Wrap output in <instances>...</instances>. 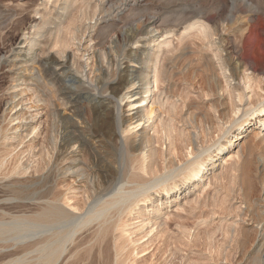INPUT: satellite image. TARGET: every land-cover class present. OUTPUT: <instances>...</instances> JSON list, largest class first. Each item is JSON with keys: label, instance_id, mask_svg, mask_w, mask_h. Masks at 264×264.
Segmentation results:
<instances>
[{"label": "bare ground", "instance_id": "6f19581e", "mask_svg": "<svg viewBox=\"0 0 264 264\" xmlns=\"http://www.w3.org/2000/svg\"><path fill=\"white\" fill-rule=\"evenodd\" d=\"M107 3L101 0L100 5L103 8ZM50 4L55 6L51 10ZM40 5L15 49L0 57V78L10 79L0 97V141L10 148H19L27 141L31 146L29 159L43 158V175L52 176L55 186L61 188L48 211V231L40 236L47 238L43 247L46 264H127L126 256L132 254L128 221L140 210V202L158 200L148 193V186L140 187L138 182H133L135 189L131 191H126V178L116 180L115 184L112 181L115 163L108 154L114 146H120L136 177L147 176L156 164L150 159L155 154L152 145L159 129L155 120L161 116L165 102L162 89L165 69L158 63L162 51L155 49L147 58L144 55H150L146 48L156 41L155 36H150L155 20L140 21L135 33L123 38L125 53L117 55L110 50L100 54L86 45L85 38L71 43V39L63 36L62 23L75 3L70 9L61 5L60 0H43ZM253 25L259 30L264 27V20L257 19ZM202 27L201 22L194 23L187 32L203 31ZM157 48L161 49L162 45ZM244 52L241 50V54ZM205 65L206 77L199 84L193 82L192 87L201 89L203 94L205 90L207 96L218 100L224 108L230 106L224 102L227 95L233 98L234 105L229 109L232 115L227 112L225 118H234L228 120L230 127H220L219 133L230 135L236 128L238 135L234 142L229 140V145H220L217 158L209 154L207 158L187 160V166L171 160L176 171L182 173L172 178V183L169 176L160 179L157 194L159 200L162 194L166 195L168 202L172 198L175 201L176 194H183V202H177L172 213L177 217L191 206L192 191L203 183L209 185L219 180L226 164L228 171L238 174L235 178L241 186L243 213L248 219L241 232L244 235L238 244L236 263L264 264V93H258L256 82L252 84L253 72L250 74L236 55L226 52L220 57L207 56ZM261 65L257 61L256 69ZM25 92L31 94L29 98L25 99ZM51 93L56 96L52 97ZM84 96L87 102L79 105ZM43 114L45 121L41 119ZM15 120H19L17 126H9ZM43 123L49 127L51 148L41 152L38 139ZM257 123L260 126L256 127ZM197 139L195 144L200 143ZM230 152L233 153L225 156ZM19 171L30 179L40 175L31 162ZM254 178L262 186L256 196L251 194ZM109 182L111 186L115 184L113 189L110 186L111 193L108 196L103 193L107 198L101 197L98 204L92 205L86 188L103 190ZM82 189H85L81 192L84 204H73L70 195ZM152 207L155 212L159 210L157 205ZM58 223L61 226L53 227ZM248 231L254 232L252 240L247 238ZM88 234L92 237L85 241L83 237Z\"/></svg>", "mask_w": 264, "mask_h": 264}, {"label": "rangeland", "instance_id": "374dc122", "mask_svg": "<svg viewBox=\"0 0 264 264\" xmlns=\"http://www.w3.org/2000/svg\"><path fill=\"white\" fill-rule=\"evenodd\" d=\"M42 1L0 0V57L15 49L18 38L26 32L35 10L41 8ZM107 1L102 8L101 0H60V4L68 9L73 3L76 5L74 9H70L68 18L62 23L65 30L63 36L71 39V43L85 38L86 45L100 54H106L110 50L114 54H122L125 53L123 38L131 37L140 21L154 19V32L150 36H155L156 41L146 48L150 50V55H144L147 58L155 49L162 51L158 56V63L165 69V79L162 82L165 102L160 109L161 116L155 120L159 129L152 145L155 154L150 160H155L156 164L151 166L150 174L137 178L131 170L130 160L120 146H114L108 154L109 159L115 163L113 180L111 179L115 184L116 180L119 182L126 178V191H131L135 189L133 182H138L140 187L148 186V193L158 200L157 203L140 202V210H136L128 221L132 254L126 256L129 259H126L127 264H237V248L244 235H241L244 232L243 226H246L248 220L243 213L245 202L235 176L238 174L228 171L229 168L224 164L223 175L219 180L196 187L191 194L193 204L187 211L182 210L177 217L172 213L176 203L183 202V194H176L175 201L172 198L168 202L167 196L163 194L159 200L157 190L161 186V182L158 183L160 179L169 176V183H172V178H178L182 173L176 171L171 160L187 166V160L207 158L209 154L217 158L220 145H229V140L234 142L238 135L236 128L230 135L219 133L220 127H230L228 120L234 118H225V113H230L229 109L234 105L231 102L233 98L227 95L228 99L224 102L230 106L224 108L218 100L207 96L205 90L203 94L201 89L192 87L193 82L198 81L199 84L206 77L207 56L220 57L226 52L238 56L250 70L249 73L253 72L252 84L257 83L254 86L258 93H264V27L256 30L253 25V21L257 19L264 20V0ZM54 7V4H50L49 10ZM59 13L63 14L62 11ZM247 14L251 17H247ZM198 22L203 24V31L187 32L188 27ZM157 44L162 45V48H157ZM241 50L245 52L241 54ZM257 61L262 64L260 69L255 67ZM9 84L8 77L0 78V97ZM66 86L69 87V83ZM25 94V99L31 95L27 92ZM51 96L55 97L56 94L51 93ZM86 102L87 97L84 96L79 105ZM45 118L43 114L41 119L45 121ZM18 122L19 120H15L9 126L16 127ZM48 128L44 123L41 126L38 139L41 152L51 148ZM195 137L198 138L197 143L200 141L199 144L194 143ZM30 149L27 141L19 148H10L0 141V264L47 262L43 251L47 238L40 236L48 231V211L61 188L59 185V188L55 186L52 176L43 175V158L29 159ZM30 162L37 174H40L31 179L19 171L20 167H25ZM206 173V177H209L211 171ZM255 180L254 178L251 189L253 196L258 195L262 187ZM114 183L111 186L109 182L103 190L86 188L88 201L96 205L101 197L106 199L108 192L111 193L114 188ZM84 191L82 189L80 193L70 195L73 204H84L81 193ZM103 193L107 196L102 195ZM153 205H157L159 210L155 212ZM59 226L60 223L53 225ZM34 235L37 236L33 237ZM247 236L248 240H252L254 232L248 231ZM90 237L92 234L85 235L83 239L88 241Z\"/></svg>", "mask_w": 264, "mask_h": 264}]
</instances>
